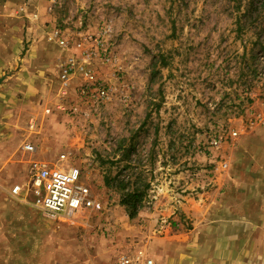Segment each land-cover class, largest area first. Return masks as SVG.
I'll list each match as a JSON object with an SVG mask.
<instances>
[{
	"label": "rangeland",
	"instance_id": "1",
	"mask_svg": "<svg viewBox=\"0 0 264 264\" xmlns=\"http://www.w3.org/2000/svg\"><path fill=\"white\" fill-rule=\"evenodd\" d=\"M0 11L4 33L9 17H23L22 43L8 48L13 68L0 73L1 115L22 146L35 147L17 151L20 165L32 157L77 166L96 201L54 221L55 264H111L161 225L188 229L179 202L221 193L229 178L264 164V0H0ZM47 30L54 51L85 64L66 96L56 66L69 57L43 79L21 66ZM100 86L106 97L91 98ZM117 175L149 185L131 220Z\"/></svg>",
	"mask_w": 264,
	"mask_h": 264
},
{
	"label": "crops",
	"instance_id": "2",
	"mask_svg": "<svg viewBox=\"0 0 264 264\" xmlns=\"http://www.w3.org/2000/svg\"><path fill=\"white\" fill-rule=\"evenodd\" d=\"M1 14L2 11L0 23ZM9 18V31L4 33L0 28V73L13 68L16 54L8 52V48L22 43L17 30L23 17L14 14ZM28 18L38 20L33 15ZM48 32L33 40L24 59H20L21 66L38 79H43L42 74L51 63L70 56L67 49L54 51L57 46L47 40ZM21 84L27 85L22 81ZM3 94L0 89L1 99L5 98ZM16 132L9 118L1 115L0 106V264H55L54 221L30 205L32 196L22 192L18 196L10 194V188L20 181L19 185L24 186L32 161L55 164L30 157L20 165L17 151L22 152L23 139ZM21 167L23 174L11 172V168ZM244 170L229 178L221 193L208 191L197 200L179 202L188 229L181 224H176L178 229L161 225L143 249L131 253H139L154 264H264V164L253 169L254 175H249L248 168Z\"/></svg>",
	"mask_w": 264,
	"mask_h": 264
},
{
	"label": "built area",
	"instance_id": "3",
	"mask_svg": "<svg viewBox=\"0 0 264 264\" xmlns=\"http://www.w3.org/2000/svg\"><path fill=\"white\" fill-rule=\"evenodd\" d=\"M108 30V28L107 30L104 29L103 32L106 33ZM54 35L57 36V33ZM84 66V63L75 61L73 57L57 64L61 96L67 95L68 79L72 73L76 70L82 72ZM85 75L88 76V79L93 78L88 72H85ZM77 92V95L82 97H86L88 94L84 86L78 87ZM106 92L105 87L100 86L96 89L95 97L91 96V98L102 100L106 97ZM29 126L30 128L33 127L31 123ZM22 148L27 153H33L35 150L31 143H25ZM64 160L65 156L59 155V161ZM21 192L32 196L30 205L40 210L52 221H71L83 211L93 209L96 206L95 198L90 188L83 181L81 170L77 166L64 167L56 164L50 166L32 161L28 168L27 181L24 186L17 184L10 188V194L14 196H18ZM111 264H154V262L149 258H144L139 253H122Z\"/></svg>",
	"mask_w": 264,
	"mask_h": 264
},
{
	"label": "trees",
	"instance_id": "4",
	"mask_svg": "<svg viewBox=\"0 0 264 264\" xmlns=\"http://www.w3.org/2000/svg\"><path fill=\"white\" fill-rule=\"evenodd\" d=\"M127 167H124L125 169ZM113 187L119 192V204L124 207L129 220L136 217L149 185L142 180L131 181L129 178H121L119 175L112 178ZM106 185H110V180H105Z\"/></svg>",
	"mask_w": 264,
	"mask_h": 264
},
{
	"label": "water",
	"instance_id": "5",
	"mask_svg": "<svg viewBox=\"0 0 264 264\" xmlns=\"http://www.w3.org/2000/svg\"><path fill=\"white\" fill-rule=\"evenodd\" d=\"M3 78H0V83L2 82Z\"/></svg>",
	"mask_w": 264,
	"mask_h": 264
}]
</instances>
